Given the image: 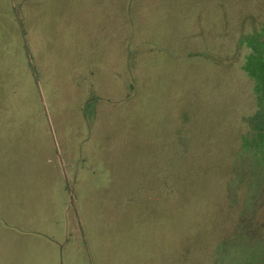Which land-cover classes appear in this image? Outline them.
Returning a JSON list of instances; mask_svg holds the SVG:
<instances>
[{
    "label": "rangeland",
    "instance_id": "374dc122",
    "mask_svg": "<svg viewBox=\"0 0 264 264\" xmlns=\"http://www.w3.org/2000/svg\"><path fill=\"white\" fill-rule=\"evenodd\" d=\"M0 106L129 262L264 264V0H0Z\"/></svg>",
    "mask_w": 264,
    "mask_h": 264
},
{
    "label": "crops",
    "instance_id": "0c3cea01",
    "mask_svg": "<svg viewBox=\"0 0 264 264\" xmlns=\"http://www.w3.org/2000/svg\"><path fill=\"white\" fill-rule=\"evenodd\" d=\"M1 114L11 113L0 106V264H137L128 261L133 254L122 249L118 240L113 242L111 231L106 235V219H97V211L82 231L74 205L71 212L69 204L54 201L52 191L58 188L51 181L53 175L43 172V140L6 132L11 121L2 120ZM98 223L104 231L98 228L96 238L91 231ZM54 227L63 228L62 238L49 231ZM72 227L81 240H74ZM119 234L122 239L123 231Z\"/></svg>",
    "mask_w": 264,
    "mask_h": 264
}]
</instances>
